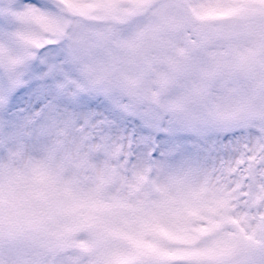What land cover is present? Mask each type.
<instances>
[{
  "label": "snow or ice",
  "instance_id": "1",
  "mask_svg": "<svg viewBox=\"0 0 264 264\" xmlns=\"http://www.w3.org/2000/svg\"><path fill=\"white\" fill-rule=\"evenodd\" d=\"M145 3L8 0L0 7V24L16 28L13 35L24 46L23 57L11 62H30L26 79H39L29 87L42 88L54 118L66 109L85 113L94 102L66 79L61 67L63 45L47 37L82 21L122 22ZM188 7L202 31L235 43L241 63L264 89V0H188ZM46 53L49 55L42 63L40 58ZM0 54L6 55L3 49ZM12 107L10 102L6 111ZM255 119L264 121V110ZM88 130L84 127L81 135ZM69 135L67 129L57 130L41 154L35 126L30 135L7 126L6 138L0 144V264H219L220 258L231 252L237 234L251 238L249 231L264 230V127L253 131L258 139L246 143L238 158L206 177L194 205L169 206V215L178 214L177 223L188 238L179 248L183 253L179 259H164L129 243L138 240L144 229L169 227L170 220L150 205L102 194L101 169L105 162L112 164L110 159L102 164L94 162L102 159L103 131L85 141L90 148L81 145L78 138L70 144ZM52 152L64 164L41 162ZM93 153L97 154L94 158ZM84 155L94 166L84 172L87 181L77 168ZM52 216L67 217L69 222L59 230V242L45 246L29 225Z\"/></svg>",
  "mask_w": 264,
  "mask_h": 264
},
{
  "label": "rangeland",
  "instance_id": "2",
  "mask_svg": "<svg viewBox=\"0 0 264 264\" xmlns=\"http://www.w3.org/2000/svg\"><path fill=\"white\" fill-rule=\"evenodd\" d=\"M7 2L0 0V7ZM16 2L26 3V0ZM16 31V28L0 24V49L6 53L0 54V144L6 138L9 124L27 135L35 126L41 154L55 139L57 130L67 129L69 143L78 138L85 148L92 147L85 141L103 131L102 152L99 153L102 159H94V162L102 164L104 159H110L112 164L105 162L102 166V194L150 205L161 210V214L170 220L169 227L144 229L138 240L129 243L135 249L147 250L164 259L181 258L183 253L179 248L188 243V238L184 228L177 223L178 214L169 215V206L194 205L206 177L221 165L238 158L246 143L258 139L253 136V131L259 132L264 121L212 119L208 115V105L214 103L213 100L176 107L174 101L183 95L184 84L164 86L158 98H153L155 89L152 87L141 92L94 90L81 82L76 66L66 59L64 47L60 51L64 54L61 67L66 79L76 84L94 103L85 113L66 109L54 118L50 102L43 99L42 88L39 85L29 87L39 79L38 76L26 79L30 62H11L24 55L23 44L13 35ZM48 55L40 58L42 63ZM64 65H67L66 69ZM13 96L15 99L10 101ZM10 102L14 107L8 112ZM86 126L88 132L81 135ZM95 155L93 153V158ZM41 162L64 164L62 160L57 161L55 152L41 158ZM77 168L87 181L89 177L84 172L94 166L84 155ZM68 222L67 217L52 216L41 218L29 227L45 246H55L60 239L59 230ZM170 248L178 250L170 253Z\"/></svg>",
  "mask_w": 264,
  "mask_h": 264
},
{
  "label": "clouds",
  "instance_id": "3",
  "mask_svg": "<svg viewBox=\"0 0 264 264\" xmlns=\"http://www.w3.org/2000/svg\"><path fill=\"white\" fill-rule=\"evenodd\" d=\"M47 38L63 45L81 82L97 91L152 87L158 98L164 86L184 84L174 105L213 100L212 119H255L264 110V89L241 63L235 43L202 31L188 0H146L122 22L82 21ZM249 236L237 234L219 264H264V230Z\"/></svg>",
  "mask_w": 264,
  "mask_h": 264
}]
</instances>
